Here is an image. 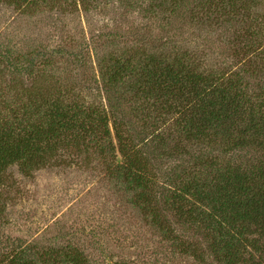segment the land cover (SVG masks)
Returning <instances> with one entry per match:
<instances>
[{
  "label": "rangeland",
  "instance_id": "obj_1",
  "mask_svg": "<svg viewBox=\"0 0 264 264\" xmlns=\"http://www.w3.org/2000/svg\"><path fill=\"white\" fill-rule=\"evenodd\" d=\"M66 1L0 0V119L33 89L44 99L58 89L73 99L75 110L101 106L110 132L106 135L97 120L94 139L67 135L71 147L43 167L24 174L14 165L0 173V264L15 255L25 264H47L50 255L56 264H72L70 257L78 254L82 264H260V254L247 244L244 249L231 229L221 236L200 220L208 210L198 204L194 189L179 191L181 183L194 185L190 174L210 171L193 157L204 147L188 146L175 134L174 116L148 118L131 102L118 111L107 107L99 63L117 49L142 47L150 53L151 47L170 44L166 57L191 56L211 77L224 75L231 91L241 87L249 103L262 102L257 111L264 127V0H239L234 9L184 0L173 14L168 5L154 11L166 0ZM251 48L255 56L243 64V53ZM119 144L127 148L128 160L117 154ZM218 146L212 148L215 156ZM246 149L247 154L237 149L234 158L219 163L237 166L240 154L248 158L241 167L250 169L264 159L258 146ZM132 160L147 169L140 179L144 186L135 185L140 176L135 171L122 170ZM172 190L182 196L179 202L168 196ZM221 241L232 247L225 249ZM215 242L216 253L210 247Z\"/></svg>",
  "mask_w": 264,
  "mask_h": 264
},
{
  "label": "trees",
  "instance_id": "obj_2",
  "mask_svg": "<svg viewBox=\"0 0 264 264\" xmlns=\"http://www.w3.org/2000/svg\"><path fill=\"white\" fill-rule=\"evenodd\" d=\"M45 1L14 0L17 4L26 5ZM55 1L58 5L63 3L62 0ZM182 1L184 0L156 3L154 11L168 5L171 7L170 14H173ZM211 1L226 9L238 8L239 2ZM84 9L88 12L85 5ZM169 45L164 44L163 49L151 47L150 53L142 47L131 48L130 52L117 49V54L100 59L99 75L107 94V107L118 111L124 103L131 102L137 104L136 110L148 118L154 113L174 116L172 122L175 134L180 135L188 146L204 147L193 157L197 158L196 162L199 160L204 164H197L198 166L210 170L199 169L201 174L197 172L200 175L190 174L194 178H191L194 185L181 183L178 185L179 191L187 194L188 189H194L198 195V204L205 203L203 208L208 210L207 213H200V220L210 223L212 230L217 228V233L221 236L227 235L226 229H231L234 240L243 242L244 249L245 244L250 245L263 258L260 264H264V159L252 163L250 169L241 167L248 162V158L242 159L240 154L235 156L239 163L237 166H223L219 163L226 158H234L233 152L237 149L245 150L244 153L247 154L246 148L255 146L259 147L264 156V140L258 142L259 138H264V127L261 125L263 119L257 111L263 108V104L249 103V97L243 95L241 87L233 86L231 91L224 75L211 77L207 67L191 56L178 54L166 57L164 47ZM243 56H247L244 57L245 64L255 56L254 50H246ZM36 93H39L38 90L33 89L25 100L11 106L0 119V173L14 165L20 166L24 174L33 167H43L56 156V152L71 147V138L67 135H82L78 138L90 135L94 139L97 120L104 123L106 135H109V118L104 109H100L101 106L84 113L81 108L75 110L73 99L60 94L58 89L54 96L47 99ZM242 98L246 100V105H241ZM112 126L118 139L117 124L113 122ZM217 145L220 149L215 156L216 151L212 148ZM126 150L125 146L119 144L117 154L128 160ZM122 170L127 173L135 171L140 175L134 182L135 185L144 186L141 181V175L147 170L144 164L138 165L137 160H132ZM186 184L189 185L187 188ZM232 195L243 196L245 201L235 200ZM168 196L178 202L182 199L175 190L169 191ZM142 202L146 205L144 199ZM157 220L159 225L160 217ZM254 235L256 239L250 241V237ZM221 242L225 249L232 247L230 241ZM217 246L220 244L216 242L210 246L214 253L219 252ZM42 255L39 253L40 258ZM50 257L52 255L48 259L46 257L47 264H56L55 256ZM20 258L15 255L6 264H25ZM70 258L72 264H82L79 254ZM223 258L226 260L227 257Z\"/></svg>",
  "mask_w": 264,
  "mask_h": 264
}]
</instances>
